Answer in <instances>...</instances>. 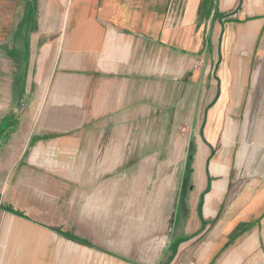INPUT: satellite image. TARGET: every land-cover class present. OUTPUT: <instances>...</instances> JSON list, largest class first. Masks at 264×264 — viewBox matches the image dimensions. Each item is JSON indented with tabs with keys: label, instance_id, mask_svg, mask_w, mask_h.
Wrapping results in <instances>:
<instances>
[{
	"label": "rangeland",
	"instance_id": "rangeland-1",
	"mask_svg": "<svg viewBox=\"0 0 264 264\" xmlns=\"http://www.w3.org/2000/svg\"><path fill=\"white\" fill-rule=\"evenodd\" d=\"M160 1L168 25L161 34L165 43L138 38L130 103L75 130L81 134L75 150L38 142L49 138L28 130L26 123L40 120V110L31 107L40 93L30 90L29 80L33 86L21 101L22 84L9 75L21 71L19 61L4 63L0 122L11 107L16 118L0 138L2 257L22 256L32 264L112 259L142 264L172 259L174 243L171 253L162 251L174 240L175 260L222 264L245 237L242 214L248 216L250 205L258 210L264 204V0H236L224 10L219 0ZM31 5L32 16L25 14L24 20L33 22L25 32L20 28L28 37L40 32L38 1ZM218 8L237 18L225 23V31L215 16ZM240 27L250 36L235 54ZM218 153L232 179L220 228L215 217L205 222L198 211L207 159ZM252 244L246 252L236 246L227 264H264V242L256 237Z\"/></svg>",
	"mask_w": 264,
	"mask_h": 264
},
{
	"label": "crops",
	"instance_id": "crops-1",
	"mask_svg": "<svg viewBox=\"0 0 264 264\" xmlns=\"http://www.w3.org/2000/svg\"><path fill=\"white\" fill-rule=\"evenodd\" d=\"M37 1L38 7H35V10L39 15L37 26L40 32L28 37L26 34H20V28L25 32V28H30L33 22L30 21L31 18H26L31 17L34 11L32 0H0V81L1 72L6 65L4 63L8 61L15 64V61H19L17 65L21 71L16 73L11 71L9 75L13 74V81L22 84L18 90L22 93L21 101L25 98L24 93L29 91L30 85L34 84V88L31 87L30 90L40 93L35 94L34 103L31 104L34 110H40L36 113L37 116L40 114V120L37 122L36 117V121L32 120V124L29 125L26 123V127L32 130L35 136L38 134L49 138L44 140L37 137L38 142L52 141L58 150H75L79 148L81 140V134L74 132L75 130L80 129L92 118L120 112L130 103L127 92L131 77L136 78L130 72L136 70L138 38L141 42L148 38L165 43L161 40V34L163 28L168 26L164 24L166 9L162 8L160 0ZM235 2L236 0H219L218 5L224 10ZM219 8L218 11L221 12ZM25 14L27 16L24 20ZM232 19L235 21L231 20L229 24L237 22L236 17ZM221 23L222 30L225 31L226 25L225 23L223 25V21ZM52 29V33H46ZM138 33L147 36L138 37ZM238 35L234 47L235 54L239 53L250 36L243 27L238 29ZM236 63L234 58V70H237ZM29 80L33 84L29 85ZM236 81H238L237 77ZM1 88L0 83V91ZM8 88L9 92L16 91L14 84H10ZM15 110L16 107H11L1 115L0 129L6 118L8 121L12 117L16 118ZM27 114L29 113L27 112L26 116ZM120 121H123V118H120ZM9 125L7 130L11 131V122ZM43 131L48 133L45 134ZM230 132L231 128L227 127L224 132L226 139ZM1 137L4 135L1 134ZM38 152L37 145L32 149V158ZM209 159L210 157L207 159L205 181L207 184L205 190L208 191L203 192L205 194L201 214L205 222L211 217H216L222 210L223 198L232 181L231 169L220 153L212 160ZM241 183L239 181L236 184L238 188L242 186ZM254 205L248 208V216L240 212L239 219L241 220L242 214V220L246 223L245 232L241 237H245L240 240L238 246L237 242L233 244L234 248L227 253L222 264H227L231 256L236 254V246L241 252H246L253 249L252 242H256V237L264 242V204L258 210L252 209ZM221 218L220 214L217 220L218 228L225 225V218L222 221ZM207 226L202 232H205ZM176 242L172 240L166 245L164 239L162 244V246L166 245L162 251L164 256L171 253V244L174 243L172 259L161 258L142 264H191L188 260H175L179 252ZM8 257L0 255V264L33 263L20 259L22 256H19V259H11L9 255ZM89 262L97 264L96 261ZM60 264H80V262L60 260ZM105 264L141 263L112 259Z\"/></svg>",
	"mask_w": 264,
	"mask_h": 264
},
{
	"label": "trees",
	"instance_id": "trees-1",
	"mask_svg": "<svg viewBox=\"0 0 264 264\" xmlns=\"http://www.w3.org/2000/svg\"><path fill=\"white\" fill-rule=\"evenodd\" d=\"M215 16L218 17V18H220V20H223V25H224V23L229 22V21H231V20H232V21H235L234 19L231 18V17H232L231 14L221 13V12H219L218 10H216V12H215ZM224 18H226V20H225ZM223 31H224V30H223ZM207 40H208V42H209L210 37H208ZM19 98H20V95H19ZM18 118H19V116H18ZM12 120H13V117L11 118L10 121H8V119L6 118V121L1 125V129H0V133H1V134H3V133L5 132V130H7L8 126H9V122L12 123ZM207 191H208V190H205V193H206ZM205 193H203V194L201 195L202 197H201V199H200V201H199V204H198V211H199L200 214H202V206H203V200H204V194H205ZM8 210H9V211H12V212H15V211L12 210L11 208H8ZM15 213H16V212H15ZM220 214H221V210L219 211V213L217 214V216L215 217V219H214L213 222H216V221L218 220ZM213 222H212V223H213ZM69 236H71V235H69Z\"/></svg>",
	"mask_w": 264,
	"mask_h": 264
}]
</instances>
